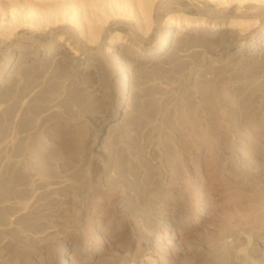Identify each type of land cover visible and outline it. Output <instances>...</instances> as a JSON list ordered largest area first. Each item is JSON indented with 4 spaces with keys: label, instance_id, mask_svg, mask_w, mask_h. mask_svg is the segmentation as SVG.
Wrapping results in <instances>:
<instances>
[{
    "label": "rangeland",
    "instance_id": "rangeland-1",
    "mask_svg": "<svg viewBox=\"0 0 264 264\" xmlns=\"http://www.w3.org/2000/svg\"><path fill=\"white\" fill-rule=\"evenodd\" d=\"M0 264H264V0H0Z\"/></svg>",
    "mask_w": 264,
    "mask_h": 264
},
{
    "label": "bare ground",
    "instance_id": "bare-ground-1",
    "mask_svg": "<svg viewBox=\"0 0 264 264\" xmlns=\"http://www.w3.org/2000/svg\"><path fill=\"white\" fill-rule=\"evenodd\" d=\"M169 32H171V30H170V29H167V30H166V34L169 33ZM170 34H171V33H170ZM82 252H83V251H82ZM86 253H87V252H86ZM87 255H88V254H87ZM87 255L83 253V257H84L85 260H86V258H87V257H86ZM89 255H90L89 257H91V256H93V255L95 256V253L93 254V253L90 252ZM84 259H83V260H84Z\"/></svg>",
    "mask_w": 264,
    "mask_h": 264
}]
</instances>
